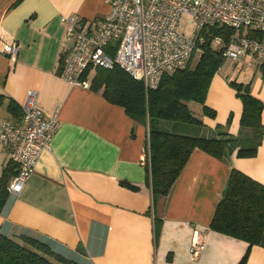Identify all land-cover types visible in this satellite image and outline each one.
<instances>
[{"label": "crops", "instance_id": "crops-1", "mask_svg": "<svg viewBox=\"0 0 264 264\" xmlns=\"http://www.w3.org/2000/svg\"><path fill=\"white\" fill-rule=\"evenodd\" d=\"M108 10V0H0V121L17 120L27 91L34 90L45 114L59 122L21 192H8L0 231L49 238L81 264H239L247 251L245 264H264V247L249 248L209 227L231 168L264 185V137L253 157H238L234 150L218 159L195 148L167 195L153 202L147 124L101 91L61 78L68 18L100 20ZM12 43L18 48L14 57L4 51ZM231 81L248 83L264 102V66L247 56L230 73L214 74L205 99L214 117L190 102L202 125L155 127L244 137L242 103ZM261 118L264 123V109ZM5 168L16 171L0 148V176ZM194 239L203 242L196 259L189 253Z\"/></svg>", "mask_w": 264, "mask_h": 264}, {"label": "trees", "instance_id": "trees-1", "mask_svg": "<svg viewBox=\"0 0 264 264\" xmlns=\"http://www.w3.org/2000/svg\"><path fill=\"white\" fill-rule=\"evenodd\" d=\"M231 34L232 29L227 25L204 28L203 40L196 44L199 53L192 54L186 68L163 76L155 88H146L142 80L117 65L109 69L96 68L90 78L89 69L84 73L83 79L89 78L90 88L101 91L108 102L123 107L132 119L147 124L144 152L153 202L167 195L195 148L218 159L234 150L238 157L256 155L264 137L261 118L264 102L250 93L248 83L230 82L242 103L239 125L247 133L244 137H235L226 131L209 137L193 136L155 127L160 122L202 125L201 119L190 109V102L198 103L204 115L215 116V110L205 104V99L210 82L225 57L224 49L213 46L212 39L220 36L227 43ZM107 49L112 55L110 45ZM194 55L197 58L192 63ZM15 173L5 168L0 176V212L9 196L8 182ZM209 227L246 241L249 248L253 245L264 247V185L231 168ZM247 256L248 251L239 264H245ZM0 264L81 263L61 252L56 242L49 238L27 231L7 236L0 231Z\"/></svg>", "mask_w": 264, "mask_h": 264}, {"label": "built area", "instance_id": "built-area-1", "mask_svg": "<svg viewBox=\"0 0 264 264\" xmlns=\"http://www.w3.org/2000/svg\"><path fill=\"white\" fill-rule=\"evenodd\" d=\"M109 10L100 20L68 18L67 44L63 51L61 78L71 85L89 86L84 73L96 68L119 66L155 88L163 76L187 67L192 54L199 53L204 28L227 25L232 34L227 43L215 36L212 43L223 48L225 60L239 64L245 57L264 66V0H108ZM193 34L180 31L183 17ZM113 49L110 55L108 47ZM17 45L5 47L14 57ZM56 116L39 106L38 95L28 90L17 120L0 121V148L9 153L16 173L7 191L18 194L34 173L43 150L56 131ZM145 159V158H144ZM203 242L194 239L190 256L196 259Z\"/></svg>", "mask_w": 264, "mask_h": 264}, {"label": "rangeland", "instance_id": "rangeland-1", "mask_svg": "<svg viewBox=\"0 0 264 264\" xmlns=\"http://www.w3.org/2000/svg\"><path fill=\"white\" fill-rule=\"evenodd\" d=\"M186 21H187V18L184 16V17L182 18L181 22H180V31L192 35V34H193V26H192L191 24H188ZM213 46H215V45L213 44ZM196 56H197V55H194V56H193L192 63L195 62V60H196V58H197ZM232 68H233V63H232V61H230V60H225L224 63L220 66V68L217 70V72L219 71L220 73H227V74H228V73H230V72L232 71ZM217 72H216V73H217ZM216 73H215V74H216ZM92 74H93V73H91V75H92ZM229 85H230V83H229ZM230 86H231V85H230ZM231 87H232V86H231ZM232 88H233V87H232ZM193 104L199 106L198 103H194V102H193Z\"/></svg>", "mask_w": 264, "mask_h": 264}]
</instances>
